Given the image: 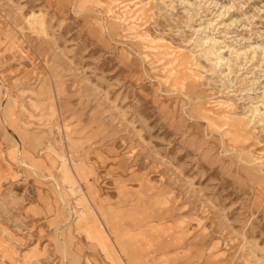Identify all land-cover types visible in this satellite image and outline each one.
Here are the masks:
<instances>
[{
	"label": "rangeland",
	"instance_id": "rangeland-1",
	"mask_svg": "<svg viewBox=\"0 0 264 264\" xmlns=\"http://www.w3.org/2000/svg\"><path fill=\"white\" fill-rule=\"evenodd\" d=\"M0 264H264V0H0Z\"/></svg>",
	"mask_w": 264,
	"mask_h": 264
}]
</instances>
